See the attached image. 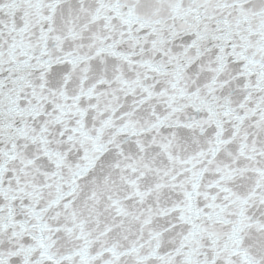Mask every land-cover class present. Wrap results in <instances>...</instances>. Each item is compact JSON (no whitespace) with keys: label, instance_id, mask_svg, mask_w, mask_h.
I'll return each mask as SVG.
<instances>
[{"label":"snow or ice","instance_id":"obj_1","mask_svg":"<svg viewBox=\"0 0 264 264\" xmlns=\"http://www.w3.org/2000/svg\"><path fill=\"white\" fill-rule=\"evenodd\" d=\"M0 264H264V0H0Z\"/></svg>","mask_w":264,"mask_h":264}]
</instances>
